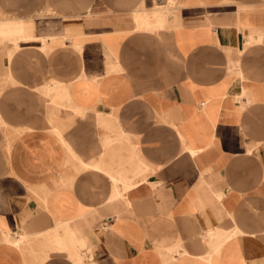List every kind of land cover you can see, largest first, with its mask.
<instances>
[{"label":"crops","instance_id":"crops-1","mask_svg":"<svg viewBox=\"0 0 264 264\" xmlns=\"http://www.w3.org/2000/svg\"><path fill=\"white\" fill-rule=\"evenodd\" d=\"M156 2L0 0V264H264V0Z\"/></svg>","mask_w":264,"mask_h":264},{"label":"rangeland","instance_id":"rangeland-1","mask_svg":"<svg viewBox=\"0 0 264 264\" xmlns=\"http://www.w3.org/2000/svg\"><path fill=\"white\" fill-rule=\"evenodd\" d=\"M176 2H177V0H165V2L163 4H165L168 7H170V9H173L174 6L176 5ZM158 4L159 3L156 2L154 4V7L153 8L155 9ZM153 8L150 10V12H145L144 11V12L136 13L135 14L136 22L137 23H141V21H143L145 19H148L150 17H154L156 19L159 16H166L167 12H165V13H154L153 12ZM9 19H11V18L10 17H7L5 15H0V44H1L2 41H12V40H15L17 38V37H15V35L12 36V37H10L11 36V27H9L8 25H10L11 23L8 22ZM125 190H126V188H125ZM15 243L17 245H19L20 242H15Z\"/></svg>","mask_w":264,"mask_h":264},{"label":"bare ground","instance_id":"bare-ground-1","mask_svg":"<svg viewBox=\"0 0 264 264\" xmlns=\"http://www.w3.org/2000/svg\"><path fill=\"white\" fill-rule=\"evenodd\" d=\"M159 4H158V6H163L164 4L163 3H160V2H158Z\"/></svg>","mask_w":264,"mask_h":264}]
</instances>
